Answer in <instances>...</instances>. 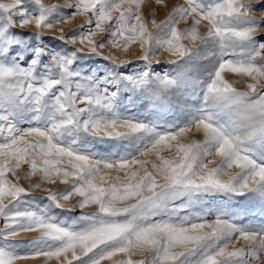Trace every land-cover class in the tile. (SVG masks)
Masks as SVG:
<instances>
[{"label": "snow or ice", "instance_id": "snow-or-ice-1", "mask_svg": "<svg viewBox=\"0 0 264 264\" xmlns=\"http://www.w3.org/2000/svg\"><path fill=\"white\" fill-rule=\"evenodd\" d=\"M142 4L0 0V264L40 257L102 264L118 254L124 258L114 264H250L264 255V218L245 226L246 209L204 210L206 200L220 196L247 198L264 213V40L256 35L264 18L252 15L251 0H184L165 20L151 21V31ZM64 9L85 21L73 34L66 37L59 29L61 35L52 39L78 40L88 53L83 47L45 46L42 31L67 23ZM189 18L188 27L177 28ZM29 27L36 31H26ZM100 33L106 37L97 41ZM105 38L120 51L138 44L144 69L116 71L132 61L111 56L102 57L113 65L104 75L78 70V55L100 56ZM161 49L175 57L168 61L176 66L172 72L153 68ZM199 60L210 67L203 78H194L186 69ZM225 72L247 77V90L233 87ZM173 91L195 99L168 121L162 113L172 109L165 96ZM124 93L150 98V118L132 114V97L125 106ZM193 127L203 141L181 143ZM98 144L122 151L104 154L94 150ZM165 150L175 157H164ZM149 155L155 160L138 158ZM22 165L28 166L23 178L38 175L41 182L66 187L45 189L48 205L33 207L36 198L28 199L31 194L16 176ZM74 196V204L62 203ZM92 205L95 211L81 212L70 223L52 214ZM30 232L39 235L10 239ZM234 240L245 244L235 247ZM144 252L143 259H133Z\"/></svg>", "mask_w": 264, "mask_h": 264}, {"label": "rangeland", "instance_id": "rangeland-1", "mask_svg": "<svg viewBox=\"0 0 264 264\" xmlns=\"http://www.w3.org/2000/svg\"><path fill=\"white\" fill-rule=\"evenodd\" d=\"M66 0H43V3L46 5H53V4H59L63 5L65 4ZM71 2H74V0H71ZM251 2L256 5L255 11L252 13V15L255 17L256 20L260 21L262 18H264V0H251ZM184 4V0H163L162 3L157 4L155 0H143V4L141 6V12L144 17L145 22L148 25L149 30L155 31V29L152 28L151 21L155 20L157 23H160L161 21L165 20L168 16V14L172 11L173 8ZM65 12L69 13V20L67 23H64L61 21L60 23H57L54 25L53 29L50 30H43L42 36L44 37V44L49 50H55V51H61V50H67V51H73L77 48H84V53H88V48L84 45H81L79 41L77 40L76 43H61L58 39H52L53 37H58L61 35V32L59 29H63V35L66 37L73 34L74 29H79V26L84 23L85 17L83 16H74L72 17L70 14L74 11V9H64ZM190 25V18L188 20H181L179 24L177 25L178 29L183 30L184 28L188 27ZM206 22H202L200 26V33L203 34L206 31ZM28 32H35L36 29L34 27H29L26 29ZM83 31H88V28L85 27ZM257 37L260 40H264V23H262L256 33ZM102 37H106V34L100 33L97 34V36L94 37L97 41H100ZM105 47L103 49H99L100 56L92 55V54H79L77 58V63L75 67L78 70L84 71L85 74L93 73L95 72L98 75H104L107 73L108 70L112 69L113 65L111 60H105L102 59V57H111L115 56L117 60H124V61H132L130 65H122L121 67L117 68L116 71L124 72L126 74H138L140 71L144 69V62L139 60V57L143 55V52L140 49V46L138 44H133L129 47L127 51H120L118 49H115L112 47L110 43H108L107 39L105 38L103 40ZM183 43L187 47H194V45L190 41H183ZM175 59V57H172L164 51L163 49L158 50L156 52L155 57L152 59V65L155 71L163 72L168 71L172 72L173 69L176 67L175 65H172L168 63V61ZM159 62V64H157ZM210 67V62L207 60H199L195 61L192 66L186 71L194 78H203L206 75V69ZM173 74H175L173 72ZM224 78L228 80L230 83L233 84V87L237 88L238 90L245 91L246 84L250 82V80L247 77H242L234 73L225 72ZM132 97L131 100V113L132 114H139L144 116H149L152 111L151 109V103L150 98H146L144 96H137L133 93H124L122 100L123 104L125 106L129 105V97ZM195 99L194 97H191L188 93H182V92H169L165 96V101L167 104H170L172 106L171 110L164 111L162 113L164 120H174L177 116H181L182 112L181 109L190 107L192 100ZM123 110V109H122ZM125 115L129 114L128 112H124ZM163 122V121H161ZM27 124L22 125V127H27ZM181 143H191L193 141H203V133L197 131L194 127L183 137L180 138ZM98 152L107 154L110 152H116V151H122L119 146H113L112 144H106V145H96L95 149ZM166 158H172L175 157V152L172 151H163L161 153ZM140 159H147V160H155L154 155H149L145 157H138ZM213 160L217 161L219 160L218 157H213ZM214 165H209V167H212ZM150 167V165H149ZM28 172V166L22 165L20 169H17L16 176H20L21 179L18 181L22 187L26 189L28 193L31 195L28 197L29 200H31L33 197L36 198V204L33 205L39 206V207H45L48 205V201L44 199L48 192L45 189L51 190V191H60L64 189L66 186L63 184H47L40 181V177L38 175L36 176H28V178H23V176ZM117 173L115 171L111 172L112 176H115ZM122 175V174H121ZM224 179H227V177H223ZM8 179L12 180L13 182H17L16 177L12 176L11 174H8ZM35 183H40L39 188L33 187ZM78 197H72V199L68 202H63L66 204V207L74 204ZM231 205L232 207L236 209H246L245 212H242L243 216H246L247 219L243 221L245 226L248 225H258L261 223L262 218H264V213H261L259 210V207L256 206L253 202L249 201L247 198H233V199H227V198H221L220 196H216L214 198H211L210 200L205 201V211L211 210L212 212H215V210L218 207H228ZM95 211V206H89L85 209H79L75 208L72 212L62 211L60 209H54L52 214L56 215L60 220H65L67 222H71L74 216H78L81 214V212H93ZM209 221L215 219V216H209L206 217ZM39 235L37 232H30V233H21L17 237H11L12 240H30L34 239ZM245 244L243 240H234L233 245L235 247H241ZM23 251V250H21ZM148 253H140L133 257V259H143L145 256H147ZM124 257L122 255H117L113 257L112 261H104L102 264H114L115 261H119L123 259ZM16 264H58V262L55 259L52 260H45V258L40 257L35 260H26V261H17ZM250 264H264V255L261 256L260 261H250Z\"/></svg>", "mask_w": 264, "mask_h": 264}]
</instances>
